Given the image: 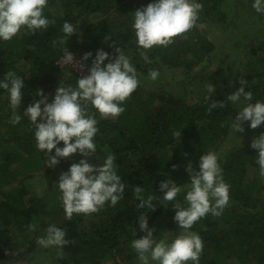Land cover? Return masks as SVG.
Segmentation results:
<instances>
[{
    "label": "trees",
    "instance_id": "16d2710c",
    "mask_svg": "<svg viewBox=\"0 0 264 264\" xmlns=\"http://www.w3.org/2000/svg\"><path fill=\"white\" fill-rule=\"evenodd\" d=\"M245 1L252 8L254 0ZM152 2L48 0L43 14L54 23L46 30H36L33 34L22 28L11 40H0V81L8 71L24 80L22 109H17V114L23 117L24 110L41 98L36 95L39 90L51 102L60 81L76 87L81 76L56 64L66 50L80 59L85 53H92L87 61H83L86 75L98 49L115 58L117 47L130 58L138 75L149 78L150 70H157V79H160L181 70L191 71L216 51L213 40L199 28L200 25L220 28L233 20L231 29L234 32L238 20L236 12L229 14L225 0H196L203 5V10L195 27L175 37L167 47L154 46L144 50L136 44L132 27L134 12ZM65 22L80 27L82 34L74 33L67 38V43L61 44ZM249 22L254 24L248 28L254 42L252 48L251 44L240 42L241 47L249 50L245 75L241 79L248 82L245 91L252 93L251 102H264V13L254 10ZM233 37L235 42L239 41L237 36ZM141 52H146L150 63H145ZM107 63L105 60L104 64ZM203 76V82L215 89L208 100H205L208 93L190 103L167 92L145 93L139 85L121 105L125 111L115 119L101 118L89 106V114H94L97 120L98 132L94 142L96 156L101 159L98 161L94 156V163H102L107 154H114L116 172L125 189L121 201L115 206L106 202L100 211L73 214L71 220L66 217L57 183L62 172H67L73 163L84 157L73 154L61 159L55 167H47L43 162L46 160L44 152L36 146L34 126L27 117H23L19 124L10 123L13 109L8 92L0 89V146H14L17 151H0V191L3 192L0 199V263L12 257L15 259L22 247L31 252L39 249L37 238L40 231L43 232L41 236L45 235L50 224L65 230V238L74 241L64 246L63 258H58L54 264H130L138 257L131 247L132 241L145 235L139 229L141 213L148 216V227L157 220L166 219L167 225L174 224V230L177 229L173 205L188 206L184 198L186 190L174 201H166L159 184L171 179L178 186L188 185V164L198 171L201 155L220 151L224 141L230 140L231 122L235 121L236 104L228 101L227 96L240 87L239 80L235 77L229 80L227 68L223 66L208 67ZM156 101L160 106L152 109ZM213 101L223 102L225 106L209 111ZM259 127L264 132V124ZM177 132H181L180 137L175 135ZM250 145V142L232 145L219 162L223 179L229 185V203L222 215L217 217L209 213L189 229L203 240L199 264H264V178L260 176L256 162L258 153ZM57 147H63V143ZM249 172L252 173L251 179L247 177ZM38 174L41 177L36 181L34 177ZM45 183L50 184L43 192L46 206L39 207L36 195L41 193ZM136 186L144 190L145 199L149 195L155 197L152 201L154 210L137 207L140 201L134 193ZM49 201L54 204L49 206ZM42 208L46 210L42 211ZM53 212L60 216L58 220L52 216ZM88 220L90 223L85 228ZM30 231L32 236L28 237ZM40 250L57 257L55 247H41Z\"/></svg>",
    "mask_w": 264,
    "mask_h": 264
},
{
    "label": "clouds",
    "instance_id": "9594fccd",
    "mask_svg": "<svg viewBox=\"0 0 264 264\" xmlns=\"http://www.w3.org/2000/svg\"><path fill=\"white\" fill-rule=\"evenodd\" d=\"M48 0H0V40L9 41L17 36L22 28H27L33 34L36 30H46L54 21L43 14ZM251 7L257 13H264V0H254ZM203 5L196 0H153L146 7L134 12L133 29L138 48L150 50L154 46L167 47L174 42V38L182 36L196 26ZM64 37L61 44L67 43V38L77 29L72 23L65 22L62 26ZM107 40L108 37H105ZM117 55L112 58L103 49L96 51L87 75L77 79V85H66L60 81L51 102L42 90L37 91L39 100L31 103L25 110L23 117H27L34 126V138L40 152H44L47 167H55L61 159L80 154L84 159L73 163L67 172H62L58 179V188L61 192V201L67 219L71 220L73 214H92L100 211L106 202L115 206L121 201L125 185L116 172L114 154H107L102 163L95 165L89 159L96 157L97 147L94 137L98 132L97 120L94 114H89V106L93 107L101 118L115 119L124 111L121 105L140 84L136 69L130 58L119 48H115ZM92 56L85 53L80 61H75L74 54L64 51L61 57L64 66L78 65L84 68L83 61ZM145 63H150L146 52H141ZM108 60L107 64L104 61ZM157 70H150L149 78L156 80ZM240 87L227 96L233 104L240 102L243 107L235 116L232 129L235 133L243 132L244 122H250L249 127L256 129L264 124V102L253 100L252 93L245 91L248 83L244 79L239 81ZM24 80L15 72L8 71L0 89L8 92L9 103L13 109L10 123L19 124L23 118L17 114L21 104ZM209 84L208 100L214 92ZM43 106V107H42ZM223 108V102L213 101L209 111L215 107ZM176 136L180 137L181 132ZM63 143V147H57ZM251 148L258 153L257 164L260 176L264 178V133L253 138ZM55 150L54 155L51 153ZM176 166L173 165V168ZM190 183L178 186L171 179H165L159 184V190L166 201H174L178 194L186 190L185 201L187 207L179 203L173 205L174 220L182 232L175 235L170 241L153 237L154 229L148 227V216L144 213L138 218L139 229L145 235L134 239L131 247L138 255L141 264H199L203 252V240L199 234L189 229L201 218L211 213L213 216L222 215L223 209L229 203V185L224 181L222 168L215 152L209 151L199 158V170H195L191 163L187 166ZM140 186L134 188L136 199L140 201L137 207L155 209L152 201L154 196L143 197ZM65 230L50 224L45 229V235L37 238V244L42 248L55 247L57 257L63 258V248L69 243Z\"/></svg>",
    "mask_w": 264,
    "mask_h": 264
},
{
    "label": "rangeland",
    "instance_id": "374dc122",
    "mask_svg": "<svg viewBox=\"0 0 264 264\" xmlns=\"http://www.w3.org/2000/svg\"><path fill=\"white\" fill-rule=\"evenodd\" d=\"M226 5H228L229 8V14H234V12L237 13L238 20L235 22V29L234 32L232 31L231 27L234 24L233 20H231L228 24L225 26H222L220 28L216 27H210L205 25H200L199 28L203 30L208 36L209 39L213 40V43L216 45V51L210 54L206 57L205 61L197 66L194 67L191 71L181 70L173 75L165 76L157 80H152L150 78H145L137 74V78L140 81V84L144 88L145 93H150L151 91L157 93V92H167L171 95L182 97L183 99L187 100L190 103H195L202 95H206L207 92V82H203L205 79V75L203 76V73L206 71V69L209 68H217L220 66L226 67L228 76H230L231 80L235 77V79L240 80L245 75V62H246V54L249 52L248 48L241 47L240 42L242 44H251L253 41V36L251 31H249L250 25L253 23L249 22L250 17L254 13L253 8H249L247 5V2L245 0H225ZM137 2V0H136ZM254 18H257L255 15ZM95 20V19H93ZM254 25V24H253ZM77 29V32L79 34H82V30L80 27H75ZM233 36H237L239 38L238 42H235L233 40ZM253 47V44L250 45V48ZM237 49V50H236ZM22 67H24V64H21ZM27 66H25L26 68ZM28 69H25L27 71ZM236 81V83H237ZM193 100L195 102H193ZM160 106V102L156 101L152 105V109H157ZM243 107V105L240 102L236 103V112L234 114V120L235 116L238 113V111ZM17 109H22L21 105L18 106ZM250 122H244L242 127L244 128L243 132H237L235 133L233 129L230 131V140L224 141L222 144L220 151L216 152L218 156V162H220L222 156L224 153L229 150V148H232V145L237 144L243 145L247 142H252L253 138L258 137L261 133H264L260 127H257L256 129H251L249 127ZM16 147H3L0 146V151H6L7 153H17L15 150ZM95 157H92L89 159V162L93 165H95L94 159ZM247 176V175H246ZM40 175L38 174L36 177H34V180L39 181ZM249 179L252 177V173L249 172L248 176ZM37 183V182H36ZM41 183V182H40ZM39 183V184H40ZM16 184L14 183L13 186ZM50 184L45 183L42 184L41 187V193L37 194V202L40 205L39 207L46 206V203L44 202L45 195L43 192L47 191V188ZM8 190V188H7ZM44 190V191H43ZM2 191H0V199L2 198ZM56 195V194H55ZM50 203L49 206L54 204V201L48 202ZM46 210V209H45ZM42 208V211H45ZM49 212L48 210L46 211ZM53 217H55V220H58L60 216L56 215L53 212ZM160 221V222H159ZM157 220L155 224L150 226L149 228L154 229L153 231V237L157 241L159 239H165V240H171L175 237V235L179 234L183 231V229L177 228L174 230V224L167 225L166 219L164 220ZM89 220L84 225L85 228H87V224H89ZM159 223V225H158ZM178 227V225H177ZM42 230V229H41ZM43 234L42 231H40V236ZM28 237L32 236V231L27 234ZM37 250L35 252H31L27 249V247H22L19 253L17 254V257L14 259L12 257L11 259H7L5 262L0 264H54V261L58 259L56 256H51L50 253L42 252L40 250L41 246L38 245ZM130 264H141L139 261V258L132 260ZM154 264V262H153Z\"/></svg>",
    "mask_w": 264,
    "mask_h": 264
},
{
    "label": "built area",
    "instance_id": "2783aa9c",
    "mask_svg": "<svg viewBox=\"0 0 264 264\" xmlns=\"http://www.w3.org/2000/svg\"><path fill=\"white\" fill-rule=\"evenodd\" d=\"M64 53V52H63ZM63 53L59 56L58 60L56 61V64L58 65L59 68L65 69V71L72 70L75 73H77L79 76L83 77L86 75V67L84 64V68L81 69L78 65H67L64 66L61 60V57L63 56ZM75 61H80L81 59L78 58L76 55H74Z\"/></svg>",
    "mask_w": 264,
    "mask_h": 264
}]
</instances>
